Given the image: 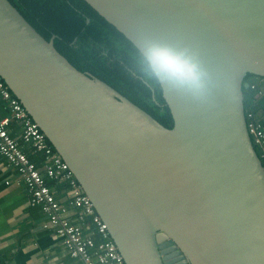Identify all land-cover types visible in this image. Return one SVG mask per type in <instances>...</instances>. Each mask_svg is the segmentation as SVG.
<instances>
[{
    "label": "water",
    "instance_id": "water-1",
    "mask_svg": "<svg viewBox=\"0 0 264 264\" xmlns=\"http://www.w3.org/2000/svg\"><path fill=\"white\" fill-rule=\"evenodd\" d=\"M84 1L136 48L146 36L189 47L208 73L200 101L161 88L173 119L166 128L0 0V78L124 263L169 264V249L180 264H264V163L243 94L248 74L264 78V0Z\"/></svg>",
    "mask_w": 264,
    "mask_h": 264
},
{
    "label": "trees",
    "instance_id": "trees-1",
    "mask_svg": "<svg viewBox=\"0 0 264 264\" xmlns=\"http://www.w3.org/2000/svg\"><path fill=\"white\" fill-rule=\"evenodd\" d=\"M9 1L46 40L56 36V49L79 71L105 82L166 128L173 127L161 87L139 71L138 49L84 0ZM262 79L248 74L245 82L250 87L243 94L246 115L253 113L264 125V95L258 96ZM25 153L40 166L37 156ZM53 183L47 180L49 187Z\"/></svg>",
    "mask_w": 264,
    "mask_h": 264
},
{
    "label": "built area",
    "instance_id": "built-area-1",
    "mask_svg": "<svg viewBox=\"0 0 264 264\" xmlns=\"http://www.w3.org/2000/svg\"><path fill=\"white\" fill-rule=\"evenodd\" d=\"M261 83L263 88L258 92V96L264 95L263 79ZM0 97L8 104L11 112L9 117L0 119V154L17 169L25 184L31 205L40 206L46 214L48 225L45 226L55 229V234L62 239L70 256L80 261V264H125L123 257L110 238L106 224L97 214L91 200L83 193L68 165L57 153L53 152L39 126L28 115L21 102L12 94L1 78ZM246 119L252 143L255 148L260 150L261 155L259 156L264 161V125L253 113H248ZM12 123L22 125L19 140L9 133ZM20 142L29 145L34 151L45 156L46 163L42 169L28 158ZM47 180L68 182L72 189V204L80 208L83 215L91 217L92 223L102 239L99 244L91 238L85 237L81 227L71 224L66 219L68 210L59 203L52 188L48 186Z\"/></svg>",
    "mask_w": 264,
    "mask_h": 264
},
{
    "label": "crops",
    "instance_id": "crops-1",
    "mask_svg": "<svg viewBox=\"0 0 264 264\" xmlns=\"http://www.w3.org/2000/svg\"><path fill=\"white\" fill-rule=\"evenodd\" d=\"M10 114L8 104L0 97V119L9 117ZM9 133L19 140L22 125L12 123ZM20 145L24 151L37 156L40 166H36L42 169L46 163L45 156L29 145L22 142ZM53 182L52 191L59 203L68 210L66 219L81 227L85 237L99 244L102 239L91 217L83 215L81 209L72 204V189L68 182ZM46 224L48 225L46 214L40 206L31 205L17 169L0 154V264H80V261L70 256L62 239L55 234V229L46 227Z\"/></svg>",
    "mask_w": 264,
    "mask_h": 264
},
{
    "label": "clouds",
    "instance_id": "clouds-1",
    "mask_svg": "<svg viewBox=\"0 0 264 264\" xmlns=\"http://www.w3.org/2000/svg\"><path fill=\"white\" fill-rule=\"evenodd\" d=\"M137 64L144 78L165 92L202 100L208 90V73L189 47L143 37L137 45Z\"/></svg>",
    "mask_w": 264,
    "mask_h": 264
},
{
    "label": "flooded vegetation",
    "instance_id": "flooded-vegetation-1",
    "mask_svg": "<svg viewBox=\"0 0 264 264\" xmlns=\"http://www.w3.org/2000/svg\"><path fill=\"white\" fill-rule=\"evenodd\" d=\"M166 250H168L166 255L168 257L169 264H180L183 261L182 258H179L178 256H173L174 252H171L169 249ZM186 264L190 263L186 261Z\"/></svg>",
    "mask_w": 264,
    "mask_h": 264
}]
</instances>
